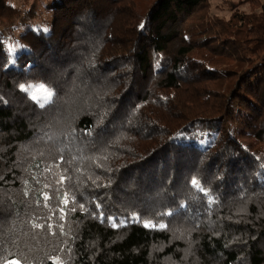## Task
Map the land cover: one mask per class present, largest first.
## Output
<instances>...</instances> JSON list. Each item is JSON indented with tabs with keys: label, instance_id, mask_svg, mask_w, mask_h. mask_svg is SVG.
Here are the masks:
<instances>
[{
	"label": "trees",
	"instance_id": "1",
	"mask_svg": "<svg viewBox=\"0 0 264 264\" xmlns=\"http://www.w3.org/2000/svg\"><path fill=\"white\" fill-rule=\"evenodd\" d=\"M10 1L0 264H264V0Z\"/></svg>",
	"mask_w": 264,
	"mask_h": 264
},
{
	"label": "rangeland",
	"instance_id": "2",
	"mask_svg": "<svg viewBox=\"0 0 264 264\" xmlns=\"http://www.w3.org/2000/svg\"><path fill=\"white\" fill-rule=\"evenodd\" d=\"M36 1V0H35ZM41 1V4H43V1L45 0H39ZM225 1H232V2H238L239 0H208V4L210 7V12H209V16H217V17H227L229 16V12L227 10L226 5L224 4ZM34 2V0H11L10 4L14 5L16 8H22L27 5H29L30 3ZM137 19H136V27H141L144 24L145 21V13L144 11L146 10V8L149 7L148 2H144V1H137ZM40 6V5H39ZM239 10L242 12H249V8L247 7V5H242L239 7ZM38 88V87H37ZM37 88H35L34 90H36ZM31 88V95L32 96H37V101L39 104L43 105L46 102H48L50 100V97L45 98L46 94L45 93H39L36 92L34 95V91L32 92ZM49 92V91H48ZM51 93V92H50ZM247 116V115H245ZM6 264H20L19 262L15 261V260H11Z\"/></svg>",
	"mask_w": 264,
	"mask_h": 264
},
{
	"label": "snow or ice",
	"instance_id": "3",
	"mask_svg": "<svg viewBox=\"0 0 264 264\" xmlns=\"http://www.w3.org/2000/svg\"><path fill=\"white\" fill-rule=\"evenodd\" d=\"M36 92H39V93H45V94H46L45 98L51 96V93L48 92L47 89H45L43 85L39 86V87L36 89ZM33 99H37V96L34 95V96H33ZM193 184H196V186L199 187V185L197 184L196 181H193ZM146 226H148V225H146Z\"/></svg>",
	"mask_w": 264,
	"mask_h": 264
}]
</instances>
